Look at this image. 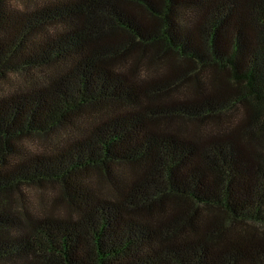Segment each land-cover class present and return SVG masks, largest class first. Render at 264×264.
<instances>
[{"label": "trees", "instance_id": "1", "mask_svg": "<svg viewBox=\"0 0 264 264\" xmlns=\"http://www.w3.org/2000/svg\"><path fill=\"white\" fill-rule=\"evenodd\" d=\"M14 1L0 83L39 82L0 92V264H264V0Z\"/></svg>", "mask_w": 264, "mask_h": 264}, {"label": "rangeland", "instance_id": "2", "mask_svg": "<svg viewBox=\"0 0 264 264\" xmlns=\"http://www.w3.org/2000/svg\"><path fill=\"white\" fill-rule=\"evenodd\" d=\"M14 5L18 9H26L24 2L20 0H15ZM207 72H202V75H206ZM39 76L31 75H17L12 76L8 81L0 83V92L11 93L17 89H23L25 87H30L39 82ZM38 78V79H37ZM38 80V81H37ZM54 138H43V137H31L23 141L24 146L33 151V152H43L52 150ZM55 186H45V187H36L30 186L25 187V197L23 203H20L17 208L21 209L25 207L30 213H41L43 209L51 208V196L55 193ZM57 214H64L65 210L62 205H60L56 210ZM229 224V223H228ZM232 226L240 227L243 225H234Z\"/></svg>", "mask_w": 264, "mask_h": 264}]
</instances>
